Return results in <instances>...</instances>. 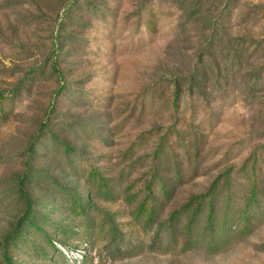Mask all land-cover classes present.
Segmentation results:
<instances>
[{"label": "rangeland", "instance_id": "rangeland-1", "mask_svg": "<svg viewBox=\"0 0 264 264\" xmlns=\"http://www.w3.org/2000/svg\"><path fill=\"white\" fill-rule=\"evenodd\" d=\"M22 231L0 264H264V0H0V244Z\"/></svg>", "mask_w": 264, "mask_h": 264}, {"label": "trees", "instance_id": "trees-1", "mask_svg": "<svg viewBox=\"0 0 264 264\" xmlns=\"http://www.w3.org/2000/svg\"><path fill=\"white\" fill-rule=\"evenodd\" d=\"M61 89L64 88V85L60 86ZM63 150L70 153L72 152V148H70L67 144H64V147H63ZM70 164V163H69ZM88 180L91 182V183H95L96 181H98L100 183V187H103L104 190H105V194L108 195L109 194V191H108V185L107 183L105 182V179L98 174V172L96 171H91L89 173V177H88ZM217 183L214 182L212 187L214 188V186L216 185ZM55 189L56 188H59L60 192L63 193L64 197H65V201H67L70 205V208H71V211L74 213V215H76L77 217H87L89 215V207L91 206L88 198H86L84 196V193H80V192H73L71 190H68L67 188H64L63 186L59 185L58 183H54L53 184ZM216 188V187H215ZM214 190V189H213ZM256 190H257V186L254 182V185L251 186V195H250V198L251 200H254L255 199V193H256ZM212 192V191H211ZM210 193V192H209ZM89 195V191H87V196ZM211 195V194H204V195H198V196H195L193 199L189 200L188 203L186 204V206L184 207L185 209H191L193 208L196 204L198 205L199 207H201L203 204H206L207 205V208L209 210V213H208V221L206 223V226L205 228H209L211 227V223L210 221L212 220L213 216H214V208H215V200L214 198H210L209 200H207V197ZM196 202V203H195ZM138 209V213L140 214H143L145 213L146 214V223L147 224H150L152 225V223H154V219H155V214H154V208L151 207L149 210L147 209L145 203H142L140 206L137 207ZM34 214H35V211L32 209V205L31 206H28L27 208V211H26V214L21 218V221L24 223H27L28 226L27 227H30L31 229H33L36 233V235H44L45 236V239L48 241L49 245L56 249L54 243H53V240L51 238L48 237L47 233L39 226L35 223V218H34ZM40 215V214H39ZM176 215H173L172 218H174ZM105 220H104V224L103 226L107 225L109 227V230L111 232H113V236L112 237H117V241L119 242V240H122L121 238H119L117 235L119 234V230H116V228L114 227L113 225V221L107 217L105 215ZM85 221V220H84ZM21 222V223H22ZM86 222V221H85ZM87 223V222H86ZM164 223L160 224L159 225V228H164ZM93 229L95 228V226H92ZM114 238V239H115ZM119 239V240H118ZM25 240H29L31 241V243L33 245H36V241L31 239L29 237V235L27 234V232H24L22 231L20 235H17L15 237H13L12 239H9L3 243L0 244V250H4L5 248L8 247V245H14V244H17L19 241H25ZM118 246V244H117ZM37 248L38 251H40L42 254H43V257L44 259H50L48 254L45 252V250H43L42 248H39L37 246H34V249ZM36 249V250H37ZM112 250V249H111ZM111 250H107L106 252L109 253L111 252ZM60 256V255H59ZM4 257L5 258V261L7 264H11L12 261L9 257L6 256V254H4ZM60 259L63 260V257L60 256Z\"/></svg>", "mask_w": 264, "mask_h": 264}]
</instances>
